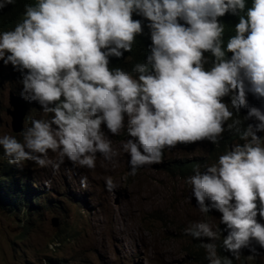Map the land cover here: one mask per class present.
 I'll return each instance as SVG.
<instances>
[{"label":"clouds","instance_id":"obj_1","mask_svg":"<svg viewBox=\"0 0 264 264\" xmlns=\"http://www.w3.org/2000/svg\"><path fill=\"white\" fill-rule=\"evenodd\" d=\"M14 4L0 0V12ZM143 33L151 39L146 59L130 71L111 69L110 58L132 52ZM0 61L21 85L9 91L47 117L27 127L24 117L20 131L11 128L22 139L0 135V160L10 170L31 161L55 173L66 160L91 170L97 154L115 166L110 135L124 132L122 150L135 176L178 145L208 141L211 153L223 154L193 168L187 199L194 197L202 214H222L221 247L230 256L217 254L221 230L209 223L194 222L184 233L201 241L208 264H233L244 249L247 264L261 255L264 0H36L13 30L0 32ZM231 135L238 142L225 143ZM225 144V152L212 149ZM80 185L88 187L87 176ZM105 185L116 187L111 177Z\"/></svg>","mask_w":264,"mask_h":264},{"label":"rangeland","instance_id":"obj_2","mask_svg":"<svg viewBox=\"0 0 264 264\" xmlns=\"http://www.w3.org/2000/svg\"><path fill=\"white\" fill-rule=\"evenodd\" d=\"M16 80L13 67L0 61V135L22 139L20 133L12 132L6 113L9 90L17 92ZM41 111L37 103H29L24 127L33 118H47ZM110 138L118 153L115 166L99 154L96 167L91 170L76 168L67 160L55 173L50 167L39 168L31 161L22 166L11 164L12 171L25 177V181L16 178L18 183H26L30 191L19 189L0 205V264H195L197 253H206L201 241L186 235L184 229L194 222L205 221L218 230L223 225L219 222L222 214L215 210L202 214L195 198L187 199L191 194L186 177L177 176L168 167L181 159L206 160L209 165L223 153H217L214 160L210 158L208 141L181 144L166 151L161 163L141 168L132 176L128 174L130 157L122 150L129 137L121 132ZM9 165L0 160V168L10 171ZM81 176L88 178L86 189L81 188ZM108 177L116 184L111 192L105 185ZM149 178L159 188L158 205L154 206L149 199L137 212L140 217L132 220L127 230L120 228V241L107 237L104 243L94 245L89 236L91 223H101L105 231L114 220L119 225L120 209L126 206L125 198L129 196L125 186L134 184L133 188H141ZM18 198H26L19 207L22 209H17ZM53 217L58 220L56 226L52 225ZM140 230L154 242L146 243Z\"/></svg>","mask_w":264,"mask_h":264},{"label":"trees","instance_id":"obj_3","mask_svg":"<svg viewBox=\"0 0 264 264\" xmlns=\"http://www.w3.org/2000/svg\"><path fill=\"white\" fill-rule=\"evenodd\" d=\"M35 2L36 0H15L14 5H9L5 9H3V11L0 12V32L13 30L17 22H19L23 16V13L25 11V5L34 4ZM150 44L151 39L149 34L143 33L142 35H138L136 37V42L133 45L132 52H124V56L122 58L111 57L109 67L111 69L122 68L124 70L130 71L132 66L136 62H143L146 59L147 55L150 54ZM128 56H130L129 61L126 60ZM18 74V79H20V73L18 72ZM226 100L230 101V98L226 97ZM249 103L252 105L259 106L260 101L256 100L255 98H252L251 100H249ZM245 114V110L241 109L240 115L243 116ZM246 123L248 122H245V124ZM229 142H238V140L234 135H231L227 138L225 143ZM212 149L219 151L224 150L225 152L226 144L225 146L220 145L217 148H213L212 146ZM216 154L217 153L210 152V158L216 160ZM200 163L201 165L207 164L206 160L198 162V160L181 159L172 163L171 166L168 167V170L170 172L175 173L179 177H187L193 174V168L196 165H200ZM14 175H16L17 177H14ZM16 178H18L20 181H25V177L23 175L12 172L11 170L6 171L4 170V168H0V205H4L5 200H9V198H12L14 193L17 192L19 189H24L25 193H28L30 191L26 183H22V185H20L18 183V179ZM23 199L25 200L26 198H18L17 202H15L16 206H18L17 209H22L19 207L22 205L21 203ZM224 228V225H221L219 227V229L221 230V239L215 241V243L217 244V254L221 257L225 255L230 256V253L225 252L221 247V240L227 235V232L224 231ZM259 251L261 255L256 257V259L254 260L248 261V264H264V250L260 249ZM197 255L199 256L195 258V264H208V261L205 259L206 253L200 251L199 253H197ZM242 255L243 256H241L240 260H234L233 264H247L245 259L248 255H250L248 249H244Z\"/></svg>","mask_w":264,"mask_h":264},{"label":"bare ground","instance_id":"obj_4","mask_svg":"<svg viewBox=\"0 0 264 264\" xmlns=\"http://www.w3.org/2000/svg\"><path fill=\"white\" fill-rule=\"evenodd\" d=\"M133 186L135 185L131 184L129 186H125L129 196L125 198L127 201L126 206L122 210L120 209L121 220L119 225H117L114 220V223H111L105 231V229L101 226V223L97 221L91 223L89 236L94 245L104 243L107 237L116 238L117 241H120V238L118 237L120 228L124 231L127 230L131 221H135L140 217L137 215V212L143 208L149 199H151L150 202L153 203L154 206L158 205L159 201L157 198V192L159 191V188L153 179H147L146 183L141 188H133ZM163 188L165 189V186ZM131 193L135 194L131 195ZM139 234L146 243L152 244L154 242L153 239L144 234L142 230H140Z\"/></svg>","mask_w":264,"mask_h":264},{"label":"water","instance_id":"obj_5","mask_svg":"<svg viewBox=\"0 0 264 264\" xmlns=\"http://www.w3.org/2000/svg\"><path fill=\"white\" fill-rule=\"evenodd\" d=\"M8 104H9V108H7V114L11 118L10 120L11 128L14 132H18L22 129L23 119L26 115V111H27L26 100L23 99L21 94L19 95L16 94L14 91H9ZM51 221L53 226H56L58 224V220L56 217H53Z\"/></svg>","mask_w":264,"mask_h":264},{"label":"flooded vegetation","instance_id":"obj_6","mask_svg":"<svg viewBox=\"0 0 264 264\" xmlns=\"http://www.w3.org/2000/svg\"><path fill=\"white\" fill-rule=\"evenodd\" d=\"M15 87H16V90H20L21 89V85L17 81H16V84H15Z\"/></svg>","mask_w":264,"mask_h":264}]
</instances>
